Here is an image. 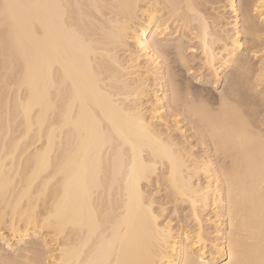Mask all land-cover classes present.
Segmentation results:
<instances>
[{
	"label": "bare ground",
	"instance_id": "1",
	"mask_svg": "<svg viewBox=\"0 0 264 264\" xmlns=\"http://www.w3.org/2000/svg\"><path fill=\"white\" fill-rule=\"evenodd\" d=\"M0 264H264V0H0Z\"/></svg>",
	"mask_w": 264,
	"mask_h": 264
},
{
	"label": "rangeland",
	"instance_id": "2",
	"mask_svg": "<svg viewBox=\"0 0 264 264\" xmlns=\"http://www.w3.org/2000/svg\"><path fill=\"white\" fill-rule=\"evenodd\" d=\"M218 1L223 2L224 0H223V1H222V0H218ZM227 12H228V13H227V14H228L227 17H229V16H230V15H229L230 12H229V11H227ZM215 94H217V92H215Z\"/></svg>",
	"mask_w": 264,
	"mask_h": 264
}]
</instances>
